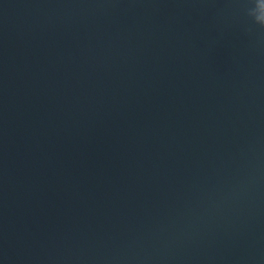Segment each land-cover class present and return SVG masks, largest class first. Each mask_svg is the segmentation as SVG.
Masks as SVG:
<instances>
[{"label": "water", "instance_id": "obj_1", "mask_svg": "<svg viewBox=\"0 0 264 264\" xmlns=\"http://www.w3.org/2000/svg\"><path fill=\"white\" fill-rule=\"evenodd\" d=\"M264 0H0V264H264Z\"/></svg>", "mask_w": 264, "mask_h": 264}, {"label": "clouds", "instance_id": "obj_2", "mask_svg": "<svg viewBox=\"0 0 264 264\" xmlns=\"http://www.w3.org/2000/svg\"><path fill=\"white\" fill-rule=\"evenodd\" d=\"M249 16L251 17L252 22H253L256 26H258V27L261 28V29H264V24L258 23V22L256 21V19H255L250 13H249Z\"/></svg>", "mask_w": 264, "mask_h": 264}]
</instances>
